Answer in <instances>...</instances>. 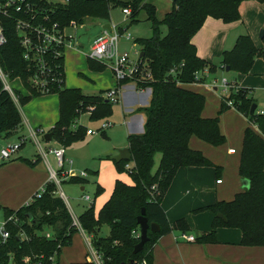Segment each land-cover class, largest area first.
<instances>
[{
  "label": "trees",
  "instance_id": "1",
  "mask_svg": "<svg viewBox=\"0 0 264 264\" xmlns=\"http://www.w3.org/2000/svg\"><path fill=\"white\" fill-rule=\"evenodd\" d=\"M5 1L0 0L2 3ZM113 1L67 0L62 5L47 0H24L21 10L9 6V13L0 11V25L5 37L0 44L1 71L9 80L19 77L32 94L41 93L30 85L33 62L23 56L24 45L16 29V18H25L34 25L57 22L64 27L82 23L86 16L109 18ZM141 1L126 0L124 4L131 6V20L141 7L147 10V18L151 20V35L136 38L144 51L142 61L151 74L150 78L138 81L137 85L150 87L151 96L148 104L140 107L145 114L143 131L127 135L131 158L114 160L118 170L128 171L132 182L116 178L110 196L97 212L90 204L77 216L80 226L91 234V244L99 253L101 264H152V246L158 236L173 227L183 231L189 228L183 217L171 226L161 204L176 170L181 166L212 165L216 176L219 175L220 165L213 163L201 150L191 147L189 139L194 135L213 145L224 143L226 136L219 126V113L230 107L225 99H231L233 106L257 127L254 129L249 124L243 129L239 153V175L247 178L249 185L231 199L215 200L196 208H208L214 217L211 229L195 239L215 241L216 227L222 225L240 228L243 244L264 245V113L256 111L257 105L254 113H249L251 105L256 102L249 94V88L240 86L237 91L230 90L223 95L217 114L204 116V94L184 85L197 80V71L206 67L214 71L216 68L215 63L196 53L195 44L191 41L193 34L207 16L225 22L238 19V7L243 0H172L170 10L161 18L156 16L153 4ZM162 25L166 27L164 34ZM262 42L263 46L257 47L249 33L238 34L233 46L222 51L220 64L229 66V70L247 73L256 56L264 58V28ZM88 60L93 68L103 67V63L97 60ZM58 63L64 78L63 55ZM127 80L130 79L121 83ZM13 91L18 101L26 102L30 97L18 89ZM50 92L58 94L59 115L49 131L52 138L64 146L86 132L82 124L76 123L82 112L91 107V119L106 117L112 112L113 102L102 93L88 94L80 87L65 86L64 81L59 86L54 85ZM21 122L16 102L4 88L0 76V134L9 136ZM156 153H160V158L153 169ZM128 161L132 163L130 168L125 167ZM68 180L84 182L82 176L76 175ZM152 185L155 189H151ZM56 189L54 181H46L40 196L33 195L27 203L17 208L0 204L4 218L10 217L5 222L9 235L0 242V264H59L61 248L71 241L77 226L72 224V215ZM100 190L97 185L96 194ZM142 207L148 222H157L160 229H148L149 239L140 251L133 253L134 244L140 239L137 215ZM217 212L224 218L216 215ZM103 222L109 225L107 235L98 234ZM46 232L50 236H46ZM70 264L96 263L84 259Z\"/></svg>",
  "mask_w": 264,
  "mask_h": 264
},
{
  "label": "crops",
  "instance_id": "2",
  "mask_svg": "<svg viewBox=\"0 0 264 264\" xmlns=\"http://www.w3.org/2000/svg\"><path fill=\"white\" fill-rule=\"evenodd\" d=\"M238 8L240 17L233 21L225 22L220 18L207 16L201 27L191 37V41L196 47V53L200 57L216 64L214 71L208 69V71L202 72L200 81L184 84L186 87L204 94L205 104L202 110V115L204 116L215 115L220 107L222 100L220 79L222 77L249 88V94L252 95L255 101H259L262 105L260 108L264 109V58L257 56L247 73L226 70L220 64L222 51L232 47L237 35L240 33H249L257 47L263 46V42L261 43L262 38L258 36V30L264 28V0H243ZM105 22L110 23L103 20L100 23L99 33L103 30ZM66 30L68 29L66 28ZM73 34L75 38L76 34L74 31ZM93 38L89 39L88 47ZM81 51L84 54L85 50ZM64 60L63 53V67ZM228 72L231 75H227L226 73ZM93 76L95 78L92 85L93 90H90L91 92L82 90L83 92L88 94L102 93L105 88L113 86L116 82L112 75L106 74L98 68H94ZM54 96L51 95V101L54 100ZM150 96V87H139L132 80H127L121 84L119 100L115 105H117V112L121 116L120 121L121 123L123 122L127 135L143 131L145 114L140 107L148 104ZM17 101L18 99L15 100L16 103ZM32 101L34 100H29L25 106L27 107ZM256 105L258 107V103ZM228 109L236 110L235 112L237 113L235 114H237V118L241 119V124L238 125L235 122L236 115L230 111L222 114L223 116H219L220 129L226 136L224 143L213 145L194 135L189 139L191 147L201 150L213 163L220 165L219 175L216 176L215 167L212 165L181 166L176 170L170 185L162 196L161 204L171 226L174 225L177 219L183 217L189 228L183 231L173 227L171 231L158 236L152 246V264H264V245L243 244L241 242L242 231L238 227L217 226L215 241L213 242L197 241L196 239L191 241L179 236L181 232H186L196 237L200 233L209 231L212 226L214 213L208 208L195 209L210 204L215 200L231 199L236 192L244 187L242 177L238 171L242 132L249 124L254 129H257V127L255 124L250 123L247 117L235 107H229ZM82 113H86L89 117V111ZM57 115H59V100L57 114L53 110L47 113L43 119L30 114L28 116L24 115L20 128H16L15 132H17L19 138L26 137L30 128L41 127L44 129V126L49 127L47 130L44 129L46 133L53 126L55 119H57L56 117H58ZM80 115L77 118V122L81 121ZM111 123L110 128L114 126V123ZM226 123L233 125L230 135L233 136L232 134L235 133L237 136L234 144L230 141L231 137L228 132L222 129V124ZM19 129L23 132H18ZM105 132L106 130L101 131L102 134ZM87 134L91 135L93 133ZM51 140L54 144H47L48 148L61 145L55 139L52 138ZM24 144L23 142L19 149H23ZM112 145V150L117 153V149L121 148V146H128V142L126 139V142ZM230 147H234L235 151L230 152L228 150ZM42 159L39 151L35 155L28 148L21 150L12 159H0L2 161L0 163L1 205L12 208L19 207L47 180L48 166L47 163L46 165L43 163ZM62 168L66 170L64 162ZM217 178H221V181L217 182ZM80 188L83 189L84 185L81 184ZM65 200L69 211L74 214L73 208L66 197ZM90 203L93 204L92 202ZM94 209L97 210L98 208L94 207ZM100 229L98 234H100ZM105 231L106 233L101 235L109 234V227ZM90 237L91 234L85 232L82 227H77L71 236V241L62 247L59 255V264H70L72 261L91 259L92 252L95 249L91 244Z\"/></svg>",
  "mask_w": 264,
  "mask_h": 264
},
{
  "label": "rangeland",
  "instance_id": "3",
  "mask_svg": "<svg viewBox=\"0 0 264 264\" xmlns=\"http://www.w3.org/2000/svg\"><path fill=\"white\" fill-rule=\"evenodd\" d=\"M50 3L55 4H66L67 0H47ZM117 1H119L117 3ZM126 0H114L113 3H110V10H109V18H98V17H90L86 16L83 18L82 23H77L75 26H67L66 28L68 31H74L75 32V38L72 43H74V47L72 45L65 46L63 53H64V68H65V74H64V83L66 86H76L80 87L82 90L91 92L93 85L94 78V68L89 65V60L86 55L82 53L81 50H87L88 49V42L89 39L93 38L95 35L99 33L100 23L103 20L109 21L111 23H118L121 28H125L122 30V35H125L126 33H130L131 37L128 39L124 36H120L119 38V49L121 51H128L129 55L132 58L136 57L135 50H140L141 45L136 42V38L138 37H147L150 36L152 33L151 28V20L147 18V10L143 7L139 8L136 14H134V20H131L130 15L124 16V14L121 11V8L125 5L130 6L129 4H124ZM142 2H149L155 6V14L158 18H161L163 14L170 10L172 0H142ZM131 9V6H130ZM166 31V27L164 25L161 26V32L164 34ZM258 30V36H259ZM260 37V36H259ZM262 43V41H261ZM257 57V56H256ZM255 57V58H256ZM254 58V60H255ZM100 71H104V73L112 75L114 81L113 86L107 87L114 88L117 85V80L115 76L113 75L112 69L110 65L104 64L102 68H98ZM227 75H231L230 72L226 73ZM140 78L130 79L135 84H137ZM10 83V86L12 90L18 89L20 90V93L25 95H30L28 101L21 102L17 101L16 105L18 107V110L21 113L22 119L23 116H28V114L38 117L39 119H43L44 116L47 115V113H50L54 110V113L57 114L58 112V98L56 92H46V93H39V94H32L29 89L24 86L21 79L19 77L12 79L11 81L7 79ZM51 95L54 96V100L51 101L50 97ZM53 99V98H52ZM29 100L32 101L27 107L25 106ZM258 103V107H262L261 103L259 101H255ZM117 103V102H116ZM116 103H113L112 106V112L107 117H102L99 119H91L88 117L86 113H82L81 121L77 122V124H82L84 126V129L91 128L94 130H97L101 123L105 120H109L110 122L114 123V126L111 128H106L105 133H101L99 130L95 133L88 135L85 131L82 134V136L74 141H72L70 144L65 145V153H64V168L66 169H72L77 174L80 171H85V175H82L84 178V182H71L69 181V175L65 173L64 169L62 171V174H59L60 182L57 184V193L65 200V197L68 201V203L73 208L74 214L78 216L85 208H87L92 202L94 204L95 208H98L95 210L97 212L99 208L102 206L104 201L108 199V196L111 194L114 182L116 178H120L125 182H130L131 176L126 170H118L114 159L112 158V155H114L113 145L112 144H120L123 142H126L127 139V132L125 131V128L123 126V122L121 123V116L119 112H117V105ZM87 109V108H86ZM116 109V111H115ZM88 109L85 111L87 112ZM230 111L231 113H237L233 109H225L221 113H219V116L224 114L225 112ZM24 114V115H23ZM217 114V112L215 113ZM235 118V122L238 123V125L241 124V119L237 118V114ZM58 116V115H57ZM223 116V115H222ZM240 116V115H239ZM241 117V116H240ZM57 118V117H56ZM56 120V119H55ZM229 123H231L229 121ZM222 124V129L227 131L230 135V131L233 128L232 124ZM21 124L17 125L16 128H20ZM44 129H48L49 127H44ZM16 130V129H15ZM18 132H23L21 129H19ZM28 132V131H27ZM26 134V133H25ZM232 134V133H231ZM230 135V141L234 144L237 136L232 134ZM26 140L25 144L23 146V149H19L16 152H14L9 158H5L3 160L12 159L15 157L18 153L21 152V150L24 149H31L32 152L36 155L38 153V148L34 142V140L29 136V134H26ZM9 138V140H7ZM19 137L17 136V132L14 131V133L11 134V136H7L5 133L0 134V144L5 145L8 142H15L18 141ZM7 140V141H6ZM39 140L42 143L45 150H48L47 144H54L52 143V140L46 141L42 135H39ZM208 145V144H207ZM210 145V144H209ZM123 147V146H121ZM211 147V146H210ZM214 147V146H213ZM120 148V147H119ZM43 158V157H42ZM160 158V153H156L154 156V166L153 169L156 168L158 161ZM1 159V158H0ZM47 159L49 163L54 167L58 168L56 160L54 158L53 153L47 154ZM43 163H45V159L43 158ZM2 161L0 160V163ZM61 171V170H60ZM61 173V172H60ZM80 176V175H79ZM83 184L84 188L81 189L80 185ZM99 185L101 187V190L96 194V187ZM62 190L64 192V195H61L59 193V190ZM88 194L91 199H85L84 195ZM90 203V204H89ZM4 219L3 210L0 208V224L2 220ZM109 227V225L105 222L100 224V234H105L106 229ZM62 249V248H61Z\"/></svg>",
  "mask_w": 264,
  "mask_h": 264
},
{
  "label": "built area",
  "instance_id": "4",
  "mask_svg": "<svg viewBox=\"0 0 264 264\" xmlns=\"http://www.w3.org/2000/svg\"><path fill=\"white\" fill-rule=\"evenodd\" d=\"M24 0H6L4 3L0 2V11L4 14L9 13L8 7L12 6L15 10H21L22 4ZM27 7L30 6L29 3H25ZM124 16L130 15L131 9L130 6L125 5L121 8ZM33 16V15H32ZM75 25V24H71ZM67 26L60 27L57 22H53L50 24H32L29 20L17 17L16 18V29L19 31L21 35V42L24 45L23 56L29 61L33 62V72L29 77L30 85L41 93L50 92L54 85H60L64 78L61 75V71L59 70V57L63 55V50L65 46L72 45L74 47V34L71 31L66 30ZM125 28H121L118 23H111L109 28H103V30L98 33L91 41L87 50L84 51V54L93 60H97L103 64L110 65L113 75L117 80V85L114 88L106 89L102 92V95L108 98L111 102L116 103L119 100V89L121 87V81L125 79H135L140 78L148 79L150 78V70L146 66L145 62L142 61V56L140 55V50H135L136 57L132 58L128 51H121L119 49V38L120 36H124L125 38L131 37L130 33H126L122 35V30ZM5 41L4 34L2 32V27L0 25V44ZM208 71V68H204L200 71L196 72V81L201 80L202 72ZM0 76L4 83V88H6L12 95L14 101L17 100V96L11 89L5 74L0 69ZM220 86L223 95H226L230 92V90L237 91L240 87L234 81H229L227 78L222 77L220 79ZM223 99V98H222ZM225 102L230 105V107H234L231 99H225ZM91 108V107H90ZM88 108V111L90 110ZM256 111L258 113H264V109L257 108ZM77 123V120H76ZM112 123L109 120H105L101 123L100 127L97 130L87 128L86 133H94L96 131H103ZM44 129L41 127L30 128L29 136L34 140L40 155L45 159L48 166V177L46 181H54L56 186L60 182L59 174H62L63 171V162H64V145H59L58 147H49L48 150H45L42 143L39 140V135H42L44 138ZM27 137H20L18 141L8 142L5 145H0V158L5 159L9 158L14 152H16L21 144L25 142ZM230 152H234L235 148L230 147L228 149ZM53 153L58 168H54L47 159L48 153ZM132 163L130 161L125 163L126 168H130ZM61 170V171H60ZM69 176H82L85 175V171H80L79 173H75L72 169L64 170ZM61 172V173H60ZM46 181L31 195V197L25 201L27 203L33 195L36 197L40 196V194L45 189ZM217 182L221 181V178L216 179ZM151 189H155V185L151 186ZM59 193L64 195L63 191L60 189ZM85 199H91L88 194L84 195ZM24 203V204H25ZM71 213V212H70ZM72 224L81 228L80 223L78 221L77 216L72 214ZM8 217L7 219H9ZM7 219H3L0 224V242L4 241L9 232L5 227V222ZM46 236H50L49 232L45 233ZM180 237L187 240H195V235L191 233L181 232ZM91 260H93L96 264H101V257L99 253L95 250L92 252Z\"/></svg>",
  "mask_w": 264,
  "mask_h": 264
},
{
  "label": "water",
  "instance_id": "5",
  "mask_svg": "<svg viewBox=\"0 0 264 264\" xmlns=\"http://www.w3.org/2000/svg\"><path fill=\"white\" fill-rule=\"evenodd\" d=\"M104 28H109L110 27V23L105 22L103 24ZM259 36L262 38L263 37V28L260 29L259 31ZM144 51L141 50L140 51V55L143 56ZM226 70H229V66L225 67ZM256 109V103H253L249 109V113L252 114L254 113ZM44 138L46 140H51L52 139V132L48 131L45 133ZM112 158L116 161L122 160V159H130L131 158V152L129 150V147H121L117 149V153H115L114 155H112ZM242 184L244 187H247L249 185V181L247 178H242ZM216 215L221 216L224 218V216L220 213L217 212ZM137 222L139 224V241L137 243L134 244L133 247V253H136L138 251H140L143 248V245L145 243V241H147L149 239V235H148V229H150L151 231H159L160 226L157 222H148V219L145 215V209L144 207H142L141 212L137 215Z\"/></svg>",
  "mask_w": 264,
  "mask_h": 264
}]
</instances>
